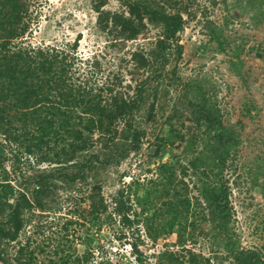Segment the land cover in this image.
I'll list each match as a JSON object with an SVG mask.
<instances>
[{
    "label": "rangeland",
    "instance_id": "374dc122",
    "mask_svg": "<svg viewBox=\"0 0 264 264\" xmlns=\"http://www.w3.org/2000/svg\"><path fill=\"white\" fill-rule=\"evenodd\" d=\"M143 1L154 7L165 4L169 13H181L185 20L178 35L182 57L174 47L169 61L161 60L154 70L142 68L139 58H149L163 28L146 19L147 28L135 40L112 28L114 15L130 17L127 0H31V29L17 43L70 51L78 41L75 80L95 88L115 86V94L130 101L139 98L146 81L159 76L160 89L154 119L147 121L153 94L144 97L147 102L135 114V125L143 133L140 150L106 160L113 141L96 134L91 153L99 160L95 158L93 171L76 186L57 183L43 210L26 213L19 239L7 247L9 264H159L165 252L186 258L196 254L202 264H236L206 208L204 179L190 165L203 145L186 151V130L194 124L187 120L189 113L187 118L182 115L187 113L184 107H176L186 89L193 90L186 92L189 98L197 96L198 86L221 110L224 125L240 138L222 176L231 189L230 246L257 251L264 259V0ZM171 119L174 131L167 125ZM124 128L123 122L118 125L120 131ZM119 144L130 145L122 140ZM0 154L15 186L54 167L2 137ZM96 183L101 188L97 198L104 200L107 211L94 216L90 198ZM121 190L127 202L124 215L114 205ZM179 200L190 201L189 211L179 205L183 225L174 231L161 229L172 218L164 214L165 202Z\"/></svg>",
    "mask_w": 264,
    "mask_h": 264
},
{
    "label": "trees",
    "instance_id": "16d2710c",
    "mask_svg": "<svg viewBox=\"0 0 264 264\" xmlns=\"http://www.w3.org/2000/svg\"><path fill=\"white\" fill-rule=\"evenodd\" d=\"M158 1L161 3L162 0ZM30 3L31 0H0V137L7 144L25 147L40 163H49L54 167L33 181L29 180L26 185L15 186L6 168L7 159L0 154V264H9L7 247L19 239L26 224V213L43 210L48 194L57 183L73 187L86 180L87 173L93 171L95 160H99L91 153L96 144V134L113 141L114 148L106 160L126 158L131 151L140 150L143 133L135 125V114L147 102L144 97L153 94L155 100L149 107L147 121L154 119L160 89L159 76L151 83L146 81L139 90V98L130 101L115 94V86L106 84L95 88L88 82L75 80L74 67L79 61L75 56L78 41L70 51L59 47L32 48L17 43L31 29ZM126 5L130 17L117 14L111 20L112 28L129 40L137 39L147 28L144 24L146 19L163 28L162 38L149 58H139L142 68L154 70L155 64L161 60L167 63L168 54L174 47H177L178 56L182 57L183 47L179 44L178 35L184 30L185 20L181 13L171 14L165 4L154 7L143 0H127ZM97 11L101 12V8L97 7ZM99 19L102 22L103 17ZM134 57L138 60V54ZM188 91L193 90L188 88ZM194 91L198 93L194 98H189L184 92L178 98L176 107H184L187 113L182 115L187 118L189 113L187 120L194 124V128L186 130L189 136L188 140L184 138L186 151L203 145V151L190 165L204 179L202 197L206 208L219 236L228 243L236 264H264L257 251L235 249V243L230 246L233 241L229 229L233 209L231 189L222 176L240 138L224 125L221 110L204 90L198 86ZM109 96H113L111 100ZM175 112L180 111L175 109ZM172 119L167 125L174 131ZM122 122L125 128L120 131L118 125ZM121 140L130 145L121 147ZM97 185L93 186L94 194L90 198L94 216L107 211L104 200L97 198L101 194ZM12 197L15 198L13 201ZM114 205L118 215L125 214L127 202L124 191L117 193ZM179 205L189 211L190 201L165 202L164 214H171L172 218L161 229L174 231L183 225V211ZM130 209L127 208L128 211ZM153 219L149 218L150 221ZM124 220L130 223L126 216ZM162 258L159 264L203 263L192 253L186 258L165 252ZM18 262L33 264L32 260ZM208 262L204 261L205 264Z\"/></svg>",
    "mask_w": 264,
    "mask_h": 264
}]
</instances>
